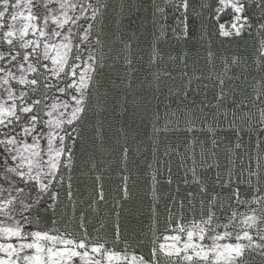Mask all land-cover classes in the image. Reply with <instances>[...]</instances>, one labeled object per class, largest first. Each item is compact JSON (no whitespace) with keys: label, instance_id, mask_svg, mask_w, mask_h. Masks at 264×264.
<instances>
[{"label":"snow or ice","instance_id":"snow-or-ice-1","mask_svg":"<svg viewBox=\"0 0 264 264\" xmlns=\"http://www.w3.org/2000/svg\"><path fill=\"white\" fill-rule=\"evenodd\" d=\"M140 13L139 23L130 19ZM148 24L151 65L165 59L161 41H190L199 24L208 29L200 40L258 38L252 67L224 57L205 77L186 70L187 52L168 55L184 65L183 100L199 94L194 81L212 79L216 91L211 102L205 95L161 114L134 87L133 38ZM214 56L209 43L210 65ZM161 75L174 79L166 67L157 82ZM125 115L150 125L151 222L121 235L115 210H127L137 181L127 166L134 130L120 121L124 143L109 153L121 157L119 184L108 189L117 221L111 233L104 222L90 232L89 211L108 200L109 117ZM225 130L235 140L221 156ZM169 134L179 143H168ZM0 264H264V0H0Z\"/></svg>","mask_w":264,"mask_h":264},{"label":"trees","instance_id":"trees-1","mask_svg":"<svg viewBox=\"0 0 264 264\" xmlns=\"http://www.w3.org/2000/svg\"><path fill=\"white\" fill-rule=\"evenodd\" d=\"M142 15L144 14L140 13L137 16L131 17L130 19L137 20L139 23V16ZM124 26L125 28H128L129 21H124ZM195 29L197 36L190 41H161L160 47L165 53V59L160 61L158 65H151L149 63V54L151 51L149 45L152 40V36L150 35L152 31V25L148 24L147 28L141 29L137 33V36L133 38L132 58L134 60L133 67L136 69V71L133 73L134 87L137 88L148 101H150V106L154 110L157 106H159L161 114H163L165 105H170L172 109H175L177 107H182L184 104H190V101L193 99L195 100L196 104H200L202 101H205V95L207 96V101L205 102H211L213 100L214 92L216 91L213 85V80L205 78L199 82H193L192 88L198 87L199 94L190 92L189 99L183 100V98L179 96L177 92L182 83L178 73L184 68V65L180 63L179 59L176 61L169 60L168 55L179 56L181 53L187 52V63L189 67L186 70L190 73L195 71L196 74L203 72L205 77L208 76L209 71H219L220 68H222V58L224 57H227L229 60L233 56L244 57L248 62V69H246V71L250 70L252 67V57L255 55L254 45L257 43L258 38L243 36L236 38L231 42L221 43L215 38H212L209 41L207 36L204 40L198 39L199 32L208 31V29H203L199 24L195 25ZM114 30L123 31V29L118 28H114ZM127 38L128 36L126 34L125 39ZM209 43L211 45V50L215 54L211 65L207 60ZM117 47H119V45H117ZM122 62L123 61H121V63ZM165 67L172 72L174 79L161 75V81L157 82L154 78V73H158V69ZM108 71L110 72L111 70ZM234 71L239 72V69H234ZM252 74L255 75V73ZM107 78L108 77L106 76V79ZM116 83L119 84V80H117ZM205 84L208 85L207 88L204 87ZM237 84H239L240 87H244V84L241 81H237ZM157 87H159L160 91H156ZM248 91L251 92L252 89L249 88ZM207 111L211 112L212 110L208 109ZM109 119L111 120L113 126L108 130V141L104 146L103 155L106 161L111 160L113 163L111 172L105 173L111 177L108 181H106V191H108L109 188H116L119 184L116 173L121 157L119 152L112 153L111 155H109V153H111L112 147L116 145V141L120 139V133L117 131V129L120 127V121H123L125 128L131 127L134 130L128 133L127 136L128 145L132 149L127 166L132 173L133 180L137 181L136 185L132 188L133 200L126 203L125 209L127 210H115L120 212L119 224L121 235L129 236L130 234H137L141 230L147 231L151 222L150 208L154 201L149 195L150 186L147 173L151 171L148 168V164L152 163L153 169H155L156 164L153 159L152 141L149 139L151 135L150 125L146 120L141 122L140 120L134 119L128 115L123 117L111 116ZM218 135L224 138L220 149L221 156H223L224 147L228 146L229 141L235 140V136L230 130L220 131ZM179 141V135L169 134L168 143L175 145L179 143ZM247 142L248 138L245 137V143ZM120 143L123 144L124 140L120 139ZM162 150L163 148L161 146V151ZM180 150L183 152V147H181ZM179 162V159L174 155L173 175L176 178H178L180 175V172L177 170V165ZM184 190L185 186L182 185L181 195L183 194ZM162 191H168V189L165 188L162 189ZM112 196L113 193L108 191V200L100 208L98 213L89 211V222L87 223V227L90 232L93 229L99 228L101 222L106 224V231L108 233L113 231V226L117 221V217L111 214ZM166 203V199H161L157 208V211L160 215L161 225H163V219L166 216L164 208ZM62 207L63 206L57 208L56 217H59ZM69 215H71V213H69ZM66 220L67 216H65L64 220H61L60 223L63 224ZM68 223L70 227H76L75 220L69 221Z\"/></svg>","mask_w":264,"mask_h":264}]
</instances>
